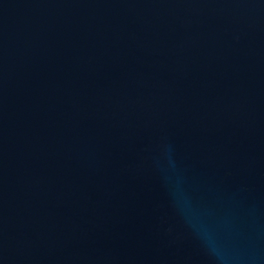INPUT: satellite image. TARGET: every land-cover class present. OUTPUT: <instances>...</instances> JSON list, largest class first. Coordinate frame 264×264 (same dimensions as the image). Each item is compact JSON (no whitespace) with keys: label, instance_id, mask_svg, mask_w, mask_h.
Instances as JSON below:
<instances>
[{"label":"water","instance_id":"1","mask_svg":"<svg viewBox=\"0 0 264 264\" xmlns=\"http://www.w3.org/2000/svg\"><path fill=\"white\" fill-rule=\"evenodd\" d=\"M0 264H264V0H0Z\"/></svg>","mask_w":264,"mask_h":264},{"label":"clouds","instance_id":"2","mask_svg":"<svg viewBox=\"0 0 264 264\" xmlns=\"http://www.w3.org/2000/svg\"><path fill=\"white\" fill-rule=\"evenodd\" d=\"M177 202L181 206L182 209H184L187 212L189 211L190 205L183 198V194L179 190H177Z\"/></svg>","mask_w":264,"mask_h":264}]
</instances>
